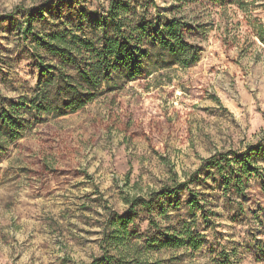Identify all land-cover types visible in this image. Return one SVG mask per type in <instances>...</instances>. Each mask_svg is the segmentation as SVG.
Instances as JSON below:
<instances>
[{"label": "rangeland", "instance_id": "obj_1", "mask_svg": "<svg viewBox=\"0 0 264 264\" xmlns=\"http://www.w3.org/2000/svg\"><path fill=\"white\" fill-rule=\"evenodd\" d=\"M59 1L0 0V18L21 7L15 18L24 28L25 11L44 8L35 29L70 28L82 16L93 26L92 13L106 6V0H66L50 12ZM154 2L163 21L188 22L197 62L130 82L76 114L34 125L0 153V264H91L105 253L112 214L126 212L134 198L181 184L187 185L161 199L157 210L165 216L156 211L151 218L177 228L191 224L188 201L196 196L216 214L203 231L207 243L199 252H154L151 260L222 264L226 253V264H264V153L254 151L264 152V0ZM21 41L17 27L0 19V93L15 101L37 80ZM245 153L257 174L245 180L242 199L223 191L222 175L206 177L202 166L225 157L238 169L236 159ZM240 203L247 218L237 216ZM151 218L140 214L136 231ZM197 225L204 229L200 213Z\"/></svg>", "mask_w": 264, "mask_h": 264}, {"label": "trees", "instance_id": "obj_2", "mask_svg": "<svg viewBox=\"0 0 264 264\" xmlns=\"http://www.w3.org/2000/svg\"><path fill=\"white\" fill-rule=\"evenodd\" d=\"M66 4V0L52 3L49 11H59ZM20 10L21 7L16 8L0 19L17 27L22 36L21 50L34 66L37 80L31 92L16 101L0 93V153L16 146L34 125L76 114L102 95L118 92L130 82L147 80L174 66L188 68L199 57V48L188 41L193 31L188 22L183 18L163 21L154 0H106V6L99 4L92 13L93 26L83 23L82 16V21L70 28L55 23L47 29H35L36 18L43 16L44 8L26 10L23 28L15 18ZM83 10L78 11L84 15ZM261 150L257 147L254 151L263 154ZM242 157L236 159L238 169L229 167L235 161L225 157L207 160L202 168L206 177L214 181L222 175L223 191L246 199L245 180L254 177L257 170L252 167L250 156L245 153ZM186 185L153 192L148 198H134L126 212L112 214L104 233L105 253L91 264H167L164 260H151L150 255L179 249L201 251L207 243L203 231L213 226L211 217L216 214L202 206L196 196L188 201L191 224L177 228L151 218L156 211L158 216H165L164 210H157L162 208L161 199L178 193ZM242 205L237 207V216L247 218ZM197 213L204 222L203 230L198 228ZM140 214L151 218L142 233L133 226ZM261 235L264 237V232ZM263 249L264 245L262 256ZM222 255V264H226L228 254Z\"/></svg>", "mask_w": 264, "mask_h": 264}]
</instances>
